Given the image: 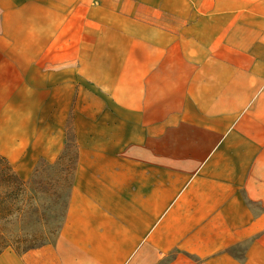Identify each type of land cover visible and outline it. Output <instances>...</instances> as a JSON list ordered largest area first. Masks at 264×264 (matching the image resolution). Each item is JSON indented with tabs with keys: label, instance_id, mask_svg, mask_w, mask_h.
<instances>
[{
	"label": "crops",
	"instance_id": "obj_1",
	"mask_svg": "<svg viewBox=\"0 0 264 264\" xmlns=\"http://www.w3.org/2000/svg\"><path fill=\"white\" fill-rule=\"evenodd\" d=\"M68 126L59 233L0 264H264V0H0V155Z\"/></svg>",
	"mask_w": 264,
	"mask_h": 264
},
{
	"label": "rangeland",
	"instance_id": "obj_2",
	"mask_svg": "<svg viewBox=\"0 0 264 264\" xmlns=\"http://www.w3.org/2000/svg\"><path fill=\"white\" fill-rule=\"evenodd\" d=\"M77 152L68 126V146L54 162L39 160L27 187L14 200L0 219V235L6 248L22 251L28 247L52 242L62 225ZM0 169L13 178H19L12 167L0 157ZM6 201V198H5ZM11 202V196L7 198Z\"/></svg>",
	"mask_w": 264,
	"mask_h": 264
},
{
	"label": "trees",
	"instance_id": "obj_3",
	"mask_svg": "<svg viewBox=\"0 0 264 264\" xmlns=\"http://www.w3.org/2000/svg\"><path fill=\"white\" fill-rule=\"evenodd\" d=\"M67 146H68V142L66 143L64 150L67 148ZM0 157H2L4 160H6L7 163L11 166V164L8 162V160L5 157H3L2 155H0ZM74 168H75V163H74V167H73V173H74ZM12 169H13V167H12ZM16 175L19 178H17V179L13 178L10 175H8L5 171H3V169H0V219L2 218V215L4 214V212L9 210L8 207L13 205V203H14L13 201L16 200L20 196L21 192H23L25 190V187H27L28 183L26 181H22L21 177L17 173H16ZM72 177H73V175H72ZM71 183H72V179H71ZM70 188H71V184H70ZM69 194H70V191H69ZM10 196H11V202H7V198ZM68 197H69V195H68ZM5 198H6V201H5ZM66 208H67V206H66ZM65 213H66V211H65ZM64 217H65V215H64ZM46 243H49V242H46ZM42 244H45V243H42ZM42 244L32 246V247H28L22 251H25V250L33 248V247L40 246ZM7 246H8V244L5 240V237L3 235H0V253L6 249H12V248H6ZM14 251H16V250H14ZM22 251H20V252H22ZM16 252H19V251H16Z\"/></svg>",
	"mask_w": 264,
	"mask_h": 264
}]
</instances>
